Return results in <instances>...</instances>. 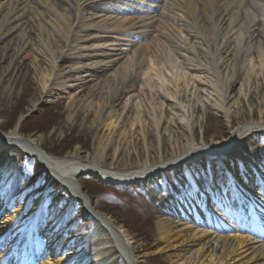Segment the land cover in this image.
<instances>
[{
  "label": "rangeland",
  "instance_id": "obj_1",
  "mask_svg": "<svg viewBox=\"0 0 264 264\" xmlns=\"http://www.w3.org/2000/svg\"><path fill=\"white\" fill-rule=\"evenodd\" d=\"M134 1L139 2L140 0ZM244 3L255 17H260L257 19L256 23H260L256 28L264 36V27H261L263 26L261 25L262 20H259L264 16L260 8L262 3L253 0H245ZM122 4L134 5L127 0H91L90 5L94 8L87 10L84 17H94L96 20L94 23L96 26L98 25L97 28L100 31L90 29V25L85 23L83 28L72 31L73 36H77L73 37L67 46L56 37L52 39V36L59 29L54 22L56 21L54 17L61 20L62 14H68L69 9L66 7L63 12L57 8L56 2L53 0L46 3V9L38 6L32 8L30 18L28 17L24 25L27 30L25 35L28 43L24 55L21 52L23 47L21 34L24 32L18 31L9 37L0 36V91H2L0 92V122L5 124L16 122L11 130L18 125L23 136L41 137L43 149L56 158H65L73 153H80L81 156H86L91 161H97V153L102 141L108 140L110 142L108 150H106L107 160L104 162V168L107 170L110 168L113 170L115 167L116 163H112L114 155L116 160L126 161L129 158L136 168L144 166L139 164L140 160L137 159V156L141 154L142 156L139 158L143 162L146 159L143 155H146L147 151H149V155L145 157L148 156V160L155 159L157 162L167 163L183 152L186 140H189L190 136L195 138L196 145H212L218 140V142L225 140L231 131L245 124L256 126L264 123V37L257 39L256 36L251 41L250 34L243 28L242 32L235 35V42L230 47L229 54L224 55L220 53V50L225 32L220 31L217 25L212 23L213 35L211 33L204 34L197 39L191 37L190 34L182 35L186 44L194 48V55L188 57L193 59L192 64L185 58L174 57L177 62L174 69L178 72L182 71L188 76L192 70L195 71L196 78L194 80L199 85L190 92L171 98V86H168L167 83L164 88H157L154 76L149 75L153 88L152 94L155 95L151 98V95L144 91V79L139 77L140 68L137 70L135 68L126 82L115 87L117 93L127 90L128 87L133 88L131 91L129 90L130 92H125L121 99H113L116 103L114 108L109 109V105L106 107V110H109L108 113L112 115L113 121L116 122L114 129L106 130L102 124L103 121L100 122L99 118L105 103L109 104L110 102L107 96L98 100L92 98L90 94L93 85L105 80L113 82L122 63L131 59L136 60L135 48L146 42L155 46L156 41L162 38V31L146 25L152 19L161 21L165 17L163 16L165 2L158 9L160 11L149 17L141 13L127 15L116 13L113 6H122ZM50 8H53L54 11H50ZM122 18L139 20L142 26L121 27L117 22ZM148 18L150 21L146 20ZM143 26L146 27L142 28ZM83 29L84 32L80 33ZM88 29L90 30L88 31ZM101 31L105 33H101ZM79 36H82L83 39L77 41ZM164 43L168 48H172L174 44L173 41H164ZM46 45L53 54L55 51L59 53L55 58L62 57L68 63L67 67H64L60 59L57 61L58 72L55 82L53 84L50 82L43 91L40 82L41 75H48V61H50ZM170 50L172 51V49ZM36 51L41 53L37 54ZM42 51L44 52L42 53ZM3 56L7 58L5 62H2ZM94 56L97 57V59L95 58L97 62L103 61L101 59L103 57L100 60L98 56H117L116 59H120L121 63L112 68H106L105 73L96 70L97 73L90 74L88 78L83 77L84 79H82L76 74L63 78L65 73L74 72L80 61ZM39 59L44 60L45 63L39 64L37 62ZM212 63H214L213 66ZM16 67L21 70L15 71ZM6 71L12 72L10 79L5 76ZM136 77L137 80L132 83ZM43 79L45 78L43 77ZM165 79H167L166 76ZM80 90H86V92L80 95L78 94ZM222 102L223 106L221 107ZM196 111L197 113H195ZM96 113L99 118L95 116ZM1 128L0 125V130ZM236 139L233 140L231 150L237 155H242L239 156L240 168L246 169L244 171L250 173V167L247 166L251 164V161L248 156L245 157V154H248L251 159L254 156L259 158L260 154L264 153V139L260 136H255L254 139L248 141L245 138L237 137ZM110 143L112 144L110 145ZM172 149L175 150L172 151ZM96 151L97 153H95ZM31 160L26 161V164L23 165L20 163L18 166L17 176L7 185V188H11H8L10 191L8 198H14L21 193L19 189L23 188L26 196L42 206L40 209L41 229L36 231L33 226L35 223H30L28 219L30 214L28 215L26 210L20 216L15 215L17 220L12 227V234L8 232L7 235H4L3 232L8 227L7 215L13 214L18 207V202L13 199L10 207L6 205L8 211H0V264H18L20 259H26V262L31 264H57L56 261H59L62 255L60 251L73 247L78 248L87 239H84L83 233L92 231L90 222L83 214L82 203L73 205L67 201L72 200L70 196L68 197L69 194L64 192L55 180L42 170L36 160ZM101 161L103 162L104 158ZM33 162L36 163L37 171L36 168L34 169ZM97 165L102 167L101 163H97ZM116 171L119 172L120 169L117 168ZM173 171H176L177 174L180 169ZM173 171H165V174L171 173L172 179L168 175L164 179L162 173L154 178H149L144 184H147L148 190L143 193L127 192V188H137L134 184H128L129 182L124 185H116L113 181L102 180L91 172V175L85 173L78 175L77 184L82 194L88 196L92 207L115 221L132 238L130 242L139 246L138 264H169V256L174 250L159 253L164 245L159 243L156 237L157 224L161 221L181 224L179 221L183 217L189 216L185 209L186 203L190 201L188 196L185 197L187 189L172 203L169 202L170 204H167L163 198L165 192L170 190L167 183L173 182ZM191 171L197 174L195 179L198 180L199 177H202L203 172L209 174L212 171L211 163L210 166L199 164L197 167L194 166ZM111 172L115 173V170ZM46 177L54 182L69 199L59 200L56 195L48 197L47 192L42 190L37 192L35 187H41V183ZM3 180L4 171L0 173V182ZM32 181H37L36 185L30 186ZM155 181H158V185L154 184ZM177 181L181 183V192L183 186L188 184L192 186L189 175L187 178H179ZM119 182L123 181L119 180ZM178 185L173 183L172 187L178 188ZM225 187L229 189L227 185ZM0 200L2 202V199ZM254 200L257 201L256 198ZM58 203L60 204L58 205ZM162 204L165 205L164 209L167 213H171V217L166 215L163 207L161 208ZM53 206H59L58 214L52 215L51 208ZM37 214L39 212L36 213V216ZM217 214L219 220L218 218L211 219L214 221L211 225H216L221 229L225 225L234 228V225L221 217L222 213L217 211ZM34 216L32 215V217ZM220 219L225 223H222ZM193 224L199 226V229L212 232L210 224ZM196 225H193L194 228L197 227ZM224 235L236 236L238 233L226 232ZM249 237L253 242L258 241L257 239L253 240L252 236ZM30 239L31 242L28 243ZM92 239L94 238L92 237ZM131 243L129 245H132ZM27 244H30L33 250H24L23 248H26ZM104 251L101 257L108 253L107 250ZM195 252L194 248L189 247L185 257L188 260H193ZM3 254L6 256L5 259H2ZM65 257L66 255L62 259L70 261L69 257ZM114 262L115 264H125L123 259L119 263H117V259Z\"/></svg>",
  "mask_w": 264,
  "mask_h": 264
},
{
  "label": "bare ground",
  "instance_id": "obj_2",
  "mask_svg": "<svg viewBox=\"0 0 264 264\" xmlns=\"http://www.w3.org/2000/svg\"><path fill=\"white\" fill-rule=\"evenodd\" d=\"M50 1L51 0H0V36L9 37L15 32H24L21 34V39H23V47L21 52H23L24 55L28 48L27 37L25 35L27 30L24 28L25 22L28 17L30 18L29 15L33 7L38 6L46 9L45 5L46 3H50ZM53 1L56 2L57 8L61 9L63 12H65L64 9L66 7L69 10L68 14H62L61 20H57V17H54L56 19L54 22L58 25L59 29L53 33L54 35L52 36V39L56 37L60 39L61 43L67 46L70 44L72 38L77 36H73L72 31H78L79 29L83 28V24L85 23L86 25H90V29H96L97 31H100L99 28H97L98 25L96 26L94 23L96 22L94 17H84V13H86L87 10L94 8L90 5L91 0ZM165 1H163V3L165 2L163 12L167 14H163V16H165L164 20L162 19L161 21H157L152 19L150 21V19H146L147 21H150L146 26L156 27L162 31V38L156 41L155 46H151V44L146 42L144 45L135 48L134 54L137 56L136 60L131 59L122 63L118 74L116 75L117 77L113 79V82L105 80L101 83L93 85V90L90 94L91 97L98 100L103 96H107L110 102L108 104L106 101L107 103H105L106 105L103 106V110L101 111L102 115H100V118L97 113L95 115L98 116L100 122L103 121L102 124H104L103 126L108 131L114 129V124L116 122L113 121V117L110 113H108L109 110H106V107L109 105V109L114 108L116 103H114L113 99H121L125 92L131 91L133 87H128L127 90L117 93L115 87L120 83L126 82L130 78V75L135 68L136 70L140 68V76H138L144 79V91L151 95V98L155 97V95L152 94L153 88L149 80V75L154 76L155 87L164 88L167 83L168 86H171V98L181 95L182 93L185 94L188 91L190 92V90H193L195 86L199 85L197 81L194 80L196 78L195 71L192 70V72H190V76H188L185 73L183 74L182 71L178 72V70L174 69L177 65V62L174 58L175 56L185 58V60H188L190 64L193 63V59L188 57H192L194 55V48H191L186 44V41L182 38L183 34H190L191 37H195L194 39H197V37L204 34L209 35V33H211V35H213L211 24H216L220 31L225 32V35L222 38L223 44L220 50V53H223L224 55L229 54L230 47L235 42V35H237L239 32H242L243 28H245L246 32L250 34L249 39H252L251 41H253L256 36L257 39L258 37H264L260 30L257 31L256 28L259 26L260 22L258 21V24L256 22L260 17H255L254 13L245 6V0ZM253 1L262 3L260 8L262 9L261 12L264 13V0ZM44 2L46 3L44 4ZM49 10L52 12L54 11L53 8H50ZM257 12L260 11L257 10ZM259 20H262L261 25L263 26L261 27H264V16ZM106 21L103 22L106 23ZM117 23H119L121 27L130 26L129 28H134L141 25L139 20H132L129 18H122ZM146 26H143L142 28H145ZM90 29H88V31ZM83 32L84 29L80 31V33ZM101 33L105 32L101 31ZM81 39H83L82 36H79L77 41ZM162 40L163 42H161ZM164 41H173V47L168 48ZM46 48H48L47 45ZM170 49H172V51ZM46 50L50 56V61H48V75H41L42 79L43 77L45 78L43 80L41 79L40 81L43 91L47 88V85L50 82L51 84L55 82V77H57L58 72L57 61L60 59L64 64V67H67L66 64L68 63L66 60H63L62 57L55 58V56L59 54L57 51H55L53 54L51 51H49V48ZM43 52L44 51H42V53ZM40 53L41 52H37V54ZM116 57L117 56H98V59L101 58L103 60L99 62L95 60V58L97 59L95 56L93 58H86L80 61V64H78L74 69V72H67L63 75L64 77H62L67 78L72 74H76L80 76V78L84 79L86 77L88 78L90 74L97 73L96 70H100V72L105 73L106 68H112L121 63V60L116 59ZM6 59L7 58L3 56L2 62H5ZM37 62L41 65L45 63V61L42 59L37 60ZM213 64L214 63H212V66ZM138 65L140 66L138 67ZM17 69H19V71L21 70V68L16 67L15 71H18ZM9 72L10 71L5 72V76L8 79H10L12 75V72ZM165 76L167 79H165ZM135 80H137V77L132 83H134ZM138 80L140 81V78ZM85 92L86 90H80L78 94L83 95ZM21 104H23V102H21ZM222 106L223 102L221 107ZM195 113H197V111ZM262 130H264V123L261 125L258 124L257 126L245 124L231 131L230 135L225 140L220 142H218V140L215 144H204L203 146L196 145L195 138L190 136L189 140H186V145L183 148V152L179 153L180 155L174 158V160L172 159L167 163L169 165H174L181 163V161H185L187 158L200 156L202 154H211L214 157L212 161L214 164L212 163V171L210 173L212 176V181H207L204 179L200 181V185L208 186L209 189L210 186L214 184L215 187H219L217 192H220V195H216V197L215 195L211 194L212 197L217 200L218 198L222 199L221 202L228 201L234 197V191L232 190L231 186L233 178L237 179L238 182L243 185L240 179H238L239 176H241V161L239 157L241 154L237 155L231 150L233 140L237 137L239 138L241 135H243L242 137L248 138L255 133L261 132ZM109 142L110 141L106 140L105 142L102 141V144L100 143L101 146L98 149V153L97 151L95 152L98 155L97 161H91L88 157L81 156L80 153H73L72 155L66 156L65 158H56L49 155L43 149V139L41 137L23 136L18 125L9 132L0 131V168H4V180L3 182H0V199H2V202L0 200V211H8L6 205L10 207L14 201L13 199L18 202L16 211L13 214L7 215L6 217L8 227L7 230L3 232L4 235H7L8 232L9 234H12L11 230L15 221L17 220V216H20L22 212L25 213L26 210V213H28V215L30 214V216H28L30 223H41L40 209L42 206L26 196V194H24L23 188L19 189V192L21 193H19L17 196L14 198H8L10 191L7 190V185L10 180L17 176L19 157L26 155L27 157L38 161L42 170H44V172H46L53 180L57 181L63 190L67 192L75 202L82 203L83 214L90 222L92 229V231L90 230L91 232L88 231L83 233V235L84 239L87 238L86 241L91 235V237L94 239L92 240V238H89L90 242H88V245L85 247H83V245H79L78 248L73 247L72 249L68 248V250L60 251L62 255L59 258V261H56L57 264L85 263V260L81 259V257H83V255L86 253V248H88L89 252L92 250H97L99 257L103 255L104 250H107L111 258L109 257L108 259V254H105L106 256H103L101 259L102 263H104L107 259V264H115L114 258H116L117 263L123 259L125 264H138V260L140 259V257H138V253L140 251L139 246L130 242L132 238H130L124 229L116 224L115 221L92 207L88 196L82 194L81 189L77 184V177L79 173L81 174L91 172L97 175V177L100 179L109 180V182L119 179L135 180L142 178L152 171L160 170L166 163L161 160L160 161L162 163L155 161V159L148 160V156L145 157L146 155H149V151H147L146 155H143V157L146 158L145 161L141 162V154L137 156V159L140 160L139 164L144 166L136 168L130 162L129 158L126 161L116 160L114 155L112 163L116 164L114 165L115 167L113 169L115 170V173H113L111 172L113 171L111 168L108 170L104 168V162L107 160L106 150H108ZM112 143H110V145ZM173 150L175 149H172V151ZM103 158L104 161L102 162L101 160ZM124 158L126 159V157ZM97 163H101L102 167H99ZM117 168L120 169L121 172L116 171ZM229 171L231 173H229ZM252 172L253 171L251 168L250 173ZM230 174H234L235 176L232 177ZM259 174L260 172L258 171L254 172V181L255 179L261 180ZM225 185L229 187V190L226 189ZM180 188L181 183H179L178 188H172L170 196L175 198V194L177 193L176 191ZM227 190L228 193L222 194ZM205 196H207V194H205ZM189 197L190 200L193 201V204L198 202V200L192 195ZM188 203H186V206L188 205L189 208L191 203ZM164 206L165 205L162 204L161 208L163 207L162 209L166 211ZM224 207H227V205ZM224 209L226 210L227 208ZM190 210H192V208H190ZM59 211V206H53L51 208L52 215H55L56 213L58 214ZM38 212L39 214L36 216V213ZM199 213L201 212L199 211ZM32 215L35 216L32 217ZM199 216L201 219H204L202 215ZM194 222L196 221L194 220ZM180 223L181 224H170V222L168 223L166 221H161L158 222L156 227V237L159 240L158 242H161V244L164 245V247L159 250V253L174 250L169 256V264H264V244H260V242H253L249 235L238 234L236 236H225L223 233L209 232L197 227L194 228L186 219H183L180 221ZM205 223H212V220L208 219ZM33 226L35 227V225ZM95 238L96 241L94 242ZM129 242L132 245H129ZM189 247L194 248L196 251L193 260H188L185 257V253ZM82 249H86L84 253L82 252ZM65 255V258L69 257L70 261H65L62 259ZM5 257L6 256L3 254L2 259H5ZM18 264H26V261L24 259H20Z\"/></svg>",
  "mask_w": 264,
  "mask_h": 264
},
{
  "label": "trees",
  "instance_id": "obj_3",
  "mask_svg": "<svg viewBox=\"0 0 264 264\" xmlns=\"http://www.w3.org/2000/svg\"><path fill=\"white\" fill-rule=\"evenodd\" d=\"M16 124V122H11L10 124H5L4 122H0V125H1V131L3 132H7L9 130H11V128L14 127V125ZM32 161L31 159L25 157V156H22L20 158V163L23 165V164H26V161ZM33 166H34V169L36 168V171H37V167H36V163L33 162ZM32 184L36 185L37 181H32L31 182ZM54 182H50L49 179L46 177V179H43V182L41 183L42 186L39 188L40 190H43L45 192L48 193L49 196H58V198L60 196H62L63 192H61V190L59 189V187L54 183Z\"/></svg>",
  "mask_w": 264,
  "mask_h": 264
},
{
  "label": "water",
  "instance_id": "obj_4",
  "mask_svg": "<svg viewBox=\"0 0 264 264\" xmlns=\"http://www.w3.org/2000/svg\"><path fill=\"white\" fill-rule=\"evenodd\" d=\"M85 174H87V175H91V173L90 172H86ZM81 175H84L83 173H81Z\"/></svg>",
  "mask_w": 264,
  "mask_h": 264
}]
</instances>
